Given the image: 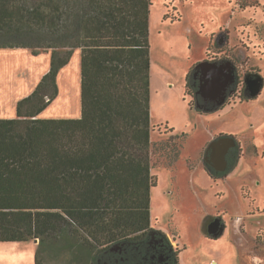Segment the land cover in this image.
<instances>
[{
	"label": "trees",
	"instance_id": "1",
	"mask_svg": "<svg viewBox=\"0 0 264 264\" xmlns=\"http://www.w3.org/2000/svg\"><path fill=\"white\" fill-rule=\"evenodd\" d=\"M29 2L0 0V48L52 50L16 117L0 118V242L38 239L35 264H180L181 250L151 213L152 0ZM75 49L80 116H39L58 96L59 72Z\"/></svg>",
	"mask_w": 264,
	"mask_h": 264
},
{
	"label": "rangeland",
	"instance_id": "2",
	"mask_svg": "<svg viewBox=\"0 0 264 264\" xmlns=\"http://www.w3.org/2000/svg\"><path fill=\"white\" fill-rule=\"evenodd\" d=\"M226 29L231 43L247 55L244 64L236 55L231 58L237 61L232 60L240 71L262 77L263 86L257 98L246 94L241 100L236 94L222 108L204 110L191 88L186 92L187 76L204 57L224 56L221 47H208L215 33L216 39L222 35L223 45ZM150 46L152 173L158 181L151 195L153 225L181 249L180 264H254L249 247L256 245L259 231L257 240L264 238V0H152ZM69 80L64 98L72 96L74 110L81 109L79 85ZM244 82L241 73L240 89ZM172 134L180 136L167 145ZM221 135L234 136L244 155L229 177L213 179L205 153ZM210 217L228 223L217 238L204 230ZM33 244L37 242H25L24 253L32 252Z\"/></svg>",
	"mask_w": 264,
	"mask_h": 264
},
{
	"label": "crops",
	"instance_id": "3",
	"mask_svg": "<svg viewBox=\"0 0 264 264\" xmlns=\"http://www.w3.org/2000/svg\"><path fill=\"white\" fill-rule=\"evenodd\" d=\"M49 55L50 54L48 52L35 55L33 54L32 50H28L26 48H0V118L16 117L17 104L19 100L30 95L43 75L49 70ZM80 55V50L76 49L68 65L60 70L58 75V96L39 116H80V108L78 107V113L77 109L74 110L75 104L72 99H70L72 96L70 98L68 97L69 99L66 101V98H64L63 95V88H65L67 80L76 79L75 82L77 83V88L79 85L78 91L81 100V88L79 84L81 82ZM21 63H23V65H21ZM13 80L15 83H13ZM243 155L244 154L242 153L238 159L237 165L240 164ZM205 166L207 167L208 165L205 163ZM226 176L229 177V174ZM259 232L255 236V244H257L258 241L259 246L255 245L251 248L249 247L250 253L253 254L252 256L254 260L252 261L255 262L254 264H264V238H262V240H257ZM29 241L0 242V264H35L34 251L35 248L37 250V244H33L34 246L32 245L30 249L32 252L30 251V253H24L23 244ZM36 242L38 243V241ZM258 250H261V253ZM253 251L254 253H257L254 254ZM2 260H8V262L3 263L1 262Z\"/></svg>",
	"mask_w": 264,
	"mask_h": 264
},
{
	"label": "water",
	"instance_id": "4",
	"mask_svg": "<svg viewBox=\"0 0 264 264\" xmlns=\"http://www.w3.org/2000/svg\"><path fill=\"white\" fill-rule=\"evenodd\" d=\"M220 35L218 38H221ZM236 66L232 60L224 61H209L202 60L196 65V73L201 72V81L198 93L201 97L210 102V107L207 110H218L222 107L228 99V90L236 83L235 75ZM251 87L250 97L260 94L263 86V78L258 77L251 81L246 79ZM236 139L234 136L224 135L218 139H214L210 148L214 149L212 163L218 171H226L228 167L226 155L230 147L234 146ZM219 218H216L211 225H209L208 233L213 237L222 235L224 228H220ZM39 241L38 239H35Z\"/></svg>",
	"mask_w": 264,
	"mask_h": 264
},
{
	"label": "flooded vegetation",
	"instance_id": "5",
	"mask_svg": "<svg viewBox=\"0 0 264 264\" xmlns=\"http://www.w3.org/2000/svg\"><path fill=\"white\" fill-rule=\"evenodd\" d=\"M223 32H225L226 34V42L222 45L223 41H219V38L216 39V33L213 34L211 36V39H210V44H209V47H208V50L210 51V45H214V46H218V47H221L222 48V52L225 53L224 56L223 55H218V57H215V58H208V57H204L203 60H209V61H224V60H232V57L231 58V55H236V58H238V63L240 64H244V62L247 61V55L245 54V52H243L242 49H238L239 47H235L236 44L235 43H231V35H230V32L228 29L224 30ZM228 44H230V46L234 47V48H231V47H228ZM225 47L227 48V50H225ZM238 49V50H236ZM206 55H208L206 53ZM236 58H234L236 60ZM236 60V61H237ZM236 66V69H235V75H236V83L231 86L228 90V93H229V97L231 96H234V95H239V97L241 98V100H243V97H248L247 95L250 96L251 94V87L250 85L246 82L243 83V86L242 88L240 89L239 88V85H240V77H241V73L245 75V79H247L248 81H251L255 78H258L259 75L258 74H252L250 72H246L245 69H242L240 71V68L238 67L237 65V62H235L234 60H232ZM196 65L193 67V76H194V85L196 87V91L193 92V99L196 101V104L198 105V101L196 100V95H200L198 93V89H199V85H200V81H201V72H198L196 73ZM247 94V95H246ZM259 95V94H258ZM228 97V98H229ZM258 96H254V97H248L247 99H254V98H257ZM203 99V98H202ZM245 99V98H244ZM203 103L204 105H207L209 104L210 102L206 101L203 99ZM224 106V105H223ZM222 106V107H223ZM220 107V108H222ZM219 108V109H220ZM221 136H224V135H221ZM220 136V137H221ZM219 137L215 138V139H218ZM212 142V141H211ZM211 144V143H210ZM210 144L209 146L207 147V150H206V153H205V163L207 165H209L210 168H212L216 173L218 174H221V173H224L226 172L227 174L229 173V171H231L237 164L238 162V159L240 158L241 154L244 153V149L243 148V145L242 143H239L237 140H236V143L234 146L230 147L229 150H228V153L226 155V159H227V163H228V167H227V170L226 171H218L216 170V168L213 166V163H212V157H213V153H214V149L210 148ZM226 177V176H224ZM220 178H223V177H220ZM212 218V219H211ZM214 217H210L209 218V221H208V225L207 227L204 229L206 231H209V225H211V223L214 222V220L216 219H213ZM218 218V217H217ZM219 225H220V228H224V230H226L228 228V223L225 221H223L222 218H219ZM242 225V224H241ZM241 227V226H240ZM243 230V229H242ZM169 239L171 240V242L173 243V240L171 239L170 235L168 234V232H166ZM174 245V244H173ZM257 245V244H256ZM175 248H179L177 246L174 245ZM162 250H166L168 249V247H165L164 244H162L161 246ZM180 249V248H179ZM181 250V249H180Z\"/></svg>",
	"mask_w": 264,
	"mask_h": 264
}]
</instances>
